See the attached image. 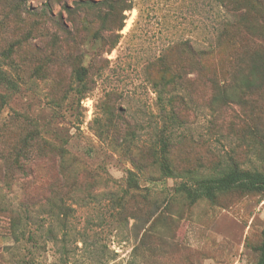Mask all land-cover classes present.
I'll use <instances>...</instances> for the list:
<instances>
[{"label": "rangeland", "instance_id": "rangeland-1", "mask_svg": "<svg viewBox=\"0 0 264 264\" xmlns=\"http://www.w3.org/2000/svg\"><path fill=\"white\" fill-rule=\"evenodd\" d=\"M105 1L0 0V264H254L264 195L190 204L155 161L171 133L177 170L211 175L233 158L264 171L245 140L254 121L264 131V92L216 109L208 82L257 40L217 44L228 15L214 0H132L122 13ZM210 46L198 75L194 50ZM168 74L186 79L169 89L184 99L175 120L154 89Z\"/></svg>", "mask_w": 264, "mask_h": 264}, {"label": "trees", "instance_id": "trees-1", "mask_svg": "<svg viewBox=\"0 0 264 264\" xmlns=\"http://www.w3.org/2000/svg\"><path fill=\"white\" fill-rule=\"evenodd\" d=\"M109 6L120 5L119 10L122 12L130 11L135 8L132 0L124 2L121 0H108ZM222 8L228 17H223L214 27L213 39L216 43L224 39H256L255 45L250 51L246 52L237 64V67L229 74L208 76V82L214 88L211 104L214 108L226 106L229 103L238 105L247 104L254 101V98L264 92V0H214ZM104 4V3H103ZM88 8V6H85ZM125 15H121V26L124 27ZM243 37V38H242ZM216 43L214 45H216ZM217 43V44H218ZM176 50H186L192 48L189 41L176 42L168 46ZM210 48H196L194 54L196 60V74L203 75L207 68L202 61V57L212 52ZM113 47L111 48V50ZM86 69H82V86H84ZM227 78V79H226ZM7 83L5 75L0 71V85ZM9 82V81H8ZM9 84V83H8ZM186 85V79L182 75H166L161 83H154V89L158 94L161 103L165 102L170 106L171 120H175V112L178 104L176 100L184 102L183 97L178 94H172L169 89L175 92ZM162 88V89H160ZM168 94L166 97L164 96ZM170 94V95H169ZM247 138L245 139L248 146L255 150L260 162H264V131L260 123H254L248 127ZM159 149L157 150L156 163L163 176L171 179H180L181 182L176 186V192L185 196L190 204H195L199 200H208L215 202L220 194L223 193H259L264 195V171L257 169L247 170L239 168V165L233 158L230 159L227 167L217 170L211 175H201L198 171L177 170L171 162L170 151L172 147L171 133L164 135L159 139ZM52 149V146H47ZM65 157V155H64ZM63 157V158H64ZM25 160V155L24 158ZM19 168H22L18 164ZM134 188L139 185L132 181ZM259 257L254 264H264V229L262 232V242L258 248Z\"/></svg>", "mask_w": 264, "mask_h": 264}]
</instances>
